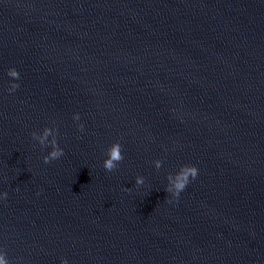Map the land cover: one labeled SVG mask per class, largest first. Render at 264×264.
Instances as JSON below:
<instances>
[{
    "label": "water",
    "instance_id": "obj_1",
    "mask_svg": "<svg viewBox=\"0 0 264 264\" xmlns=\"http://www.w3.org/2000/svg\"><path fill=\"white\" fill-rule=\"evenodd\" d=\"M0 252L264 264V0H0Z\"/></svg>",
    "mask_w": 264,
    "mask_h": 264
},
{
    "label": "clouds",
    "instance_id": "obj_2",
    "mask_svg": "<svg viewBox=\"0 0 264 264\" xmlns=\"http://www.w3.org/2000/svg\"><path fill=\"white\" fill-rule=\"evenodd\" d=\"M9 77H11L13 80H19L20 79V73L15 69H10L7 73ZM20 87L19 84L17 83H12L11 87L9 89V92H15L18 88ZM74 120L79 121L80 120V115L76 114L74 116ZM79 130L83 131L84 130V125L80 124L79 125ZM58 132V131H57ZM51 134V129L50 128H45L44 129V135L43 136H37L35 132L32 133V138L35 141H39V145L44 148L48 147L49 145L52 148V151L45 156L44 163L49 164L53 161L59 160L61 157L65 155L64 150L59 147L57 139L54 138L51 141H47V138ZM122 145L117 142L114 143L106 153L107 159H105L103 163V168L107 172H114L115 170L118 169L120 163L124 160V156L122 155ZM162 161L157 160L156 161V167L159 168L162 166ZM199 175V170L196 166L194 165H184L180 168L179 172L176 173L175 175L170 174L167 179L171 182V186H169L166 191L172 196L177 199H179L180 194L187 188L189 183L193 180H195ZM175 177V180H172V177ZM145 183V180L143 177H137L136 178V185H143ZM3 198L7 199V193L3 194ZM169 203L172 201L169 200ZM0 264H9V260L6 258V253L0 252ZM62 264H68V261L65 259L62 261Z\"/></svg>",
    "mask_w": 264,
    "mask_h": 264
}]
</instances>
